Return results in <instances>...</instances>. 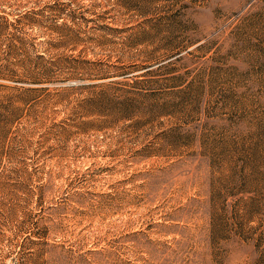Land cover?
<instances>
[{"label":"rangeland","instance_id":"rangeland-1","mask_svg":"<svg viewBox=\"0 0 264 264\" xmlns=\"http://www.w3.org/2000/svg\"><path fill=\"white\" fill-rule=\"evenodd\" d=\"M0 264H264V0H0Z\"/></svg>","mask_w":264,"mask_h":264}]
</instances>
